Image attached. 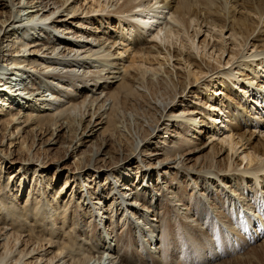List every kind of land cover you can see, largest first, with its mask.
<instances>
[{
	"label": "bare ground",
	"instance_id": "1",
	"mask_svg": "<svg viewBox=\"0 0 264 264\" xmlns=\"http://www.w3.org/2000/svg\"><path fill=\"white\" fill-rule=\"evenodd\" d=\"M25 1L0 0V264H127L129 253L120 254L124 239L113 236L117 216L109 211L113 205L118 206L123 219L130 221L127 225L132 236H140L143 242L142 234L150 233L149 244L145 246L149 254L147 261H152L158 236H153L154 230L146 226L154 219H136L142 204L132 194L134 189L129 188V180L139 173L149 189L160 187L168 177L176 184L181 181L180 175L192 181L200 179L192 177L197 173L204 174L202 180L219 182L222 190L233 191H228L229 194L251 190L264 199V137L252 131L254 128L261 133L264 124V0H92L87 3H93L88 9L86 0ZM112 7L113 10H108ZM24 14L25 21L21 19ZM31 28L40 29L32 41L30 38L34 36L28 35ZM115 33L117 36L113 37ZM144 36L149 38L143 39ZM184 41L189 44L188 52H184ZM126 55L132 56L128 67ZM174 58L183 61L189 70L184 78L176 72L174 82L180 90L165 100L157 86L165 77L153 80L146 75L150 72L159 75L164 70L170 75L167 79H172L174 73L166 66ZM131 68L135 71L131 72ZM10 80L17 83H9ZM216 81L219 88L211 91ZM248 84L256 86L248 89ZM148 98L156 105L153 125L133 134L131 122L128 125L124 119L137 112L142 104L151 106ZM76 113L80 118L75 119ZM179 126L194 129L196 137L181 139ZM222 129H229L225 137ZM67 135L71 139L64 143ZM30 136H33L32 145L27 142ZM257 138V146H253ZM6 140L10 146L19 142L14 145V148L18 145V150L5 148ZM35 143L40 150L54 151L51 147L59 144L62 149L66 144L69 148L61 161L47 163V156H36ZM71 145L75 149L70 150ZM240 149L245 151L241 152L244 153L241 160H237ZM75 152L83 158L77 172L63 166L68 155ZM244 163L246 166L240 169ZM103 178L104 183L100 184L98 180ZM59 180L62 182L54 187ZM71 182L86 188V194L84 190L74 193V189L69 193ZM249 184H252L250 190ZM198 191L194 189L187 197L195 198ZM113 193L115 198L105 203ZM250 193L242 196L246 207L250 206ZM185 198L169 201L171 209L181 213L182 220L188 223L192 216L193 223L213 220V214L209 215L212 209L204 206L203 198L196 202L193 199V205ZM80 200L85 206L88 201L91 203L88 208L98 220L96 242L101 239L104 244L101 256L96 259L93 255L79 254L86 246L77 252L57 241L38 237L24 224L23 219L45 222L46 214L55 209L59 212L54 217L64 220L70 206L77 213ZM189 206L193 208L192 216ZM248 225L250 229L255 227L253 219ZM260 228L255 227L253 239H246L247 246L264 238V224ZM199 236L203 235L196 237ZM217 240L226 253L236 244L231 240L224 243L229 240L221 237ZM260 245L264 247V242Z\"/></svg>",
	"mask_w": 264,
	"mask_h": 264
},
{
	"label": "rangeland",
	"instance_id": "2",
	"mask_svg": "<svg viewBox=\"0 0 264 264\" xmlns=\"http://www.w3.org/2000/svg\"><path fill=\"white\" fill-rule=\"evenodd\" d=\"M92 0H86V5L88 2H91ZM23 2L25 3L26 1L23 0ZM23 4V3H22ZM90 6H93V3H90L87 5V9L90 8ZM114 7L108 9V10H113ZM240 16V15H239ZM27 18V15L24 14L21 19L25 21V19ZM118 25L119 24H115ZM40 30V29H39ZM37 28V31H35V29H29L28 31V35L30 36H34V38H30V40H34L37 38V33L39 31ZM40 32V31H39ZM112 31H110L111 34ZM34 34V35H33ZM121 35V34H120ZM117 34L115 33L113 35V37H116ZM230 36V33H228V35L226 36L227 38ZM14 37V36H13ZM121 38V36L119 37ZM145 38H149V37H145ZM184 39V38H183ZM147 40V39H146ZM230 43V42H229ZM159 44V43H158ZM184 44L186 45V49L184 50V52H188L189 50V44L186 43V41H184ZM120 47V46H119ZM191 52V51H190ZM127 56V55H126ZM125 56V61H127V63L125 64L126 67L130 66V61L132 59V56ZM165 55H162L161 58L163 59V61H165L164 58ZM228 60V59H227ZM173 62V63H172ZM137 65H141V64H137ZM187 65H185V63L183 61H181L178 58H174L171 61V65L170 66H166V68H169V70H172L174 73L173 78L169 80V78L167 79V77L170 75H168V73H164V70L162 71L161 74L159 75H155V73L150 72L146 75V77L148 79H153L156 80L158 77L163 76L165 77V80L160 82V84H158L157 86L159 87L161 94L163 96V99L167 100V96L168 95H173V93L176 90H180L179 87H177L176 83L174 81L177 80V76H176V72L179 75V77H183L184 78V73H186L189 69H186ZM135 70L133 68H131V72H134ZM166 72L167 69H166ZM124 74V73H123ZM167 76V77H166ZM176 78V79H175ZM14 80V79H13ZM172 82V85H171ZM9 83H17L15 81L10 80ZM91 83V82H90ZM16 85V84H15ZM160 85V86H159ZM171 85V86H170ZM211 86H213V88L211 89V91H213L214 89L217 90L219 87V83L216 81L215 83H213ZM165 88V89H164ZM163 90V91H162ZM165 93V95H163ZM167 93V94H166ZM92 94V93H91ZM219 99V98H218ZM151 102V106H148L147 104H142L141 107H139L137 109V112H133V114L131 116H128L127 119H124L125 123H128L129 126H132V133L134 134L137 130H144V129H148L149 127H151L150 125L152 124V116L156 113L155 110V106L152 105L155 101H153V99H147ZM214 104H218L216 101L213 102ZM144 105V106H143ZM254 105V104H253ZM141 109V110H140ZM26 110V109H25ZM213 110V109H212ZM143 113V115H142ZM77 114V115H76ZM74 116L75 119L80 118V115L78 113H76ZM135 116V117H134ZM151 116V117H150ZM135 120H133L132 118ZM130 118V119H129ZM149 118V119H148ZM141 119L143 121H141ZM133 120V121H132ZM146 120V121H145ZM220 121V120H219ZM145 124H143V123ZM140 123V124H139ZM150 124V125H149ZM144 125V126H143ZM221 126H223L221 124ZM182 127V128H181ZM187 128V129H186ZM254 129V128H253ZM252 131L256 132L255 134L261 137H264V134L262 132H264V126L263 128H261V133H259L258 130L254 129ZM9 130L12 131V126L9 127ZM136 130V131H135ZM256 130V131H255ZM179 132L181 133V136H183L181 139H187V140H191L194 139L196 137V133L194 129H189L187 126H179ZM216 134V133H215ZM217 135V134H216ZM68 137L63 139L64 143H69L68 140L71 139L69 137V135H67ZM226 135H224L223 137H225ZM1 133H0V140H1ZM136 137V136H135ZM189 137V138H187ZM193 137V138H192ZM41 140V139H40ZM27 142H29L30 145H32L31 143L33 142V136L29 137V139L27 140ZM209 142V141H208ZM19 142H16L15 144H18ZM218 143V139L216 140V142L214 143V145ZM258 143V138L256 140H253V146H257L256 144ZM10 146V143H8V140L5 141V148H10V150L14 151V150H18V145L16 148H14V145ZM10 146V147H8ZM37 143H35L34 148H35V154L37 157H41V158H45L47 156L48 159H46L47 163L50 162H57V161H61L64 157H65V153L66 150L69 148V145L66 144L65 149L60 148V144L58 146L55 147H51V149H55L54 151H48L47 149L49 148H45L44 150H40V146H37ZM72 147V148H71ZM70 150H73L75 148L74 145H71ZM33 148V149H34ZM45 151H48L47 153H45ZM244 149H240L239 153L240 156H238L237 160H241V157L244 153ZM25 152L23 153V156L25 155ZM21 153V152H20ZM227 154H229L228 152L222 157L225 158L227 156ZM18 155V153H17ZM27 155V154H26ZM45 156V157H44ZM65 164H63V166H69L70 168H74L77 172V168L83 165V158L80 157V155H77V152H75L74 154H72V156L67 157V159L65 160ZM117 162V161H115ZM208 162H210V160H208ZM207 162V163H208ZM114 165V163L112 164ZM246 166V164L244 163L240 169H244V167ZM5 168V166L3 167ZM5 171V170H4ZM5 173V172H4ZM264 174V173H263ZM72 175V174H71ZM204 174H197L192 176V177H199L200 179H195L193 178V181L191 178H189L191 180L188 179L187 176H179V179L181 180L180 183L176 184L175 182H172L170 177H168V180L166 183H162L160 187L154 189V188H147L148 186L146 185V179L144 180L141 173H139L138 176H133V179L129 180V188L130 189H134V191L132 192V194H135V197L137 199H139L141 201L142 204V208H144V210L142 208H137L139 210V215H137L136 219H138L139 221H148L149 219H154V221L151 222L150 225H147L146 228H148V230H154L153 232V236H158V240L157 242H155V244H157V250L154 252L155 254L152 257V261H147V257H148V252L146 250V246L147 244H149L148 241V235L150 233L146 232V234H142V238H143V242L140 239V236L137 237L136 236H132L129 227L130 225H127L130 223L129 220H125L121 217L122 213L121 211L118 210V206L113 205V207H109L111 206V203H107L108 207L110 208V212H113V214L111 213L112 216L115 217L116 216V221H115V225H114V234L117 237H120L122 240L121 242V246H122V252L120 253L122 256V253L124 254L125 252L129 253V259L127 262V264H132L133 262L136 264H147L149 262V264H153L156 262H159L161 264H224V263H228L229 264H264V247L260 245V243L264 242V238L262 237L261 240L256 241L255 243H253L251 246H247L246 245V239L249 238H254V232H255V227L259 230H261L262 228H260V225L264 224V199L263 197H261V195L254 193L250 190V186L252 187V184H249V190L247 191L242 189L240 192H236V194H232V193H228V191L231 190H222V187L220 188L219 182H215L212 181L213 183H210L209 180L207 181L205 179L202 180ZM67 173H65V175L62 177L63 178V182L64 179H66ZM264 176V175H263ZM7 177V176H6ZM182 179H181V178ZM187 177V178H186ZM264 178V177H263ZM156 181L157 179H153V181ZM197 180V181H196ZM100 182V184L104 183V178L101 180H98ZM207 181V182H206ZM60 182H62V180L57 181V183L55 184L54 187H56L58 185V183L60 184ZM260 182H262V179H260ZM136 183V184H135ZM189 183V184H188ZM195 183V184H194ZM197 183V185H196ZM208 183V184H207ZM174 184V185H172ZM188 184V185H187ZM201 184V185H200ZM211 184V185H210ZM71 188L68 190V192H72V189H74V193L80 194L82 192V190H86V188H80L75 186L72 182L70 183ZM187 185V186H186ZM194 185V186H193ZM206 185V186H205ZM210 185V186H209ZM218 185V187H217ZM180 186L182 188H180ZM186 186V187H185ZM189 186V187H188ZM199 186V187H197ZM208 186V187H207ZM256 186L260 189V186H258V184H256ZM177 187V188H176ZM194 187V188H193ZM201 187V188H200ZM206 187V189H205ZM176 188V189H175ZM193 188V189H191ZM198 189L200 191H198V197L195 196V202L197 200L201 201L202 199V203L204 202V206L206 208L212 209V213H210L209 215L211 216L213 214V217L211 219L213 220H203V221H196L194 223H196L194 225V223L192 222L195 217L192 216L193 214H191L192 209L191 206H189V211L191 214V219L188 220V223L185 222L186 220L183 219L182 220V216L181 213L178 214L177 212H174L171 207L169 206V201L170 200H174V202H176L178 199H182L183 197H186L185 200H189L190 203L189 205L192 204V197L187 195H190L194 189ZM209 188V189H208ZM213 188V189H212ZM106 189V188H105ZM137 189V191H136ZM187 190L186 192L183 190ZM111 186L108 187V193H110L111 191ZM156 190V191H154ZM203 190V191H202ZM207 190V191H206ZM213 190V191H212ZM209 191V192H208ZM141 192V193H140ZM185 192V193H184ZM197 192V191H196ZM215 192V193H214ZM233 192V191H231ZM250 193V197H248L249 199V203L250 206L246 207L244 203V198L242 196H247L248 193ZM107 192H105V196H107L108 194ZM189 193V194H188ZM241 193L243 195H241ZM26 194V193H25ZM86 194V191H85ZM139 194V195H138ZM167 194V195H166ZM178 194V195H177ZM180 194V195H179ZM181 194H184V196L182 197ZM201 194V195H200ZM206 194V195H204ZM247 194V195H246ZM258 196H255V195ZM200 195V196H199ZM204 195V196H203ZM232 195V196H231ZM241 197H240V196ZM140 196V198H139ZM159 196V197H158ZM174 196V197H173ZM178 196V197H175ZM193 196V197H194ZM236 196V197H235ZM113 197L115 198V193H113L108 199L106 198L104 200V202L106 203V200L110 201L113 200ZM145 197V198H144ZM156 197V198H155ZM171 197V198H169ZM180 197V198H179ZM223 197V198H222ZM235 197V198H233ZM159 198V199H158ZM216 198V199H215ZM23 199V197H22ZM78 198H76L74 201H77ZM144 199V200H142ZM153 199V200H152ZM192 199V200H191ZM239 199V200H238ZM241 199V200H240ZM243 199V200H242ZM152 200V202H151ZM184 200V201H185ZM81 202H79V209H77V213L75 210V207H69V209L67 210V217L64 219L66 221H64L62 218H55L58 217V210L55 209V211L53 213H48L45 216V222L42 223H36V222H32V221H27L25 219L24 220V224L25 226L28 228L29 231H32L33 233H35L36 235L38 234V237H42L46 240L50 239L51 241H57L58 243L64 244L67 247H70L72 249H74L75 251H79L81 250L82 246H86L84 247L85 249H82L81 251H79V254L82 256H88V257H92L94 259L99 258L101 256V253L103 252V250H101L103 248V242L98 241V243L96 242L99 239V229H97L98 227V220L95 219V216H93V213H91L90 209L88 208L89 205H91V203L88 201V206H85V204L83 203V200H80ZM158 201V202H157ZM164 201V202H163ZM183 201V200H182ZM207 203H206V202ZM235 201V202H234ZM193 201V204L195 203ZM217 202V203H215ZM220 202V203H219ZM232 202V203H231ZM240 202V203H239ZM114 203V202H113ZM117 203V202H116ZM84 204V206H83ZM110 204V205H109ZM151 204V205H150ZM192 204V205H193ZM213 204V205H212ZM243 204V205H241ZM153 205V206H152ZM159 205V206H158ZM163 205V207H162ZM245 206V207H244ZM117 207V208H116ZM166 207V208H165ZM224 207V208H223ZM46 208V207H45ZM71 208V209H70ZM216 208V209H215ZM230 208V209H229ZM248 208H250L248 210ZM82 211H81V210ZM142 209V210H141ZM191 209V210H190ZM89 210V211H88ZM113 210V211H112ZM232 210V211H231ZM119 211V212H118ZM214 211V212H213ZM220 211V212H219ZM222 211L225 213H222ZM47 212H49V210L47 209ZM87 212L90 214H87ZM217 212V214H216ZM233 212V213H232ZM247 212V214H246ZM76 213V215H75ZM155 213V214H154ZM69 214V215H68ZM73 214V216H72ZM230 214V215H229ZM250 214V215H249ZM78 215V216H77ZM120 215V216H119ZM156 215V216H155ZM55 216V217H54ZM77 216V218H76ZM89 216H90V220H89ZM221 216V217H220ZM247 216V217H246ZM250 216V217H249ZM49 217V218H48ZM52 217V218H51ZM71 217V218H70ZM80 217V218H79ZM140 217V218H139ZM157 217V218H156ZM226 217V218H225ZM252 217V218H251ZM254 217V218H253ZM73 218H76L75 220L79 221V222H75V220ZM88 218V219H87ZM93 218V219H92ZM148 218V219H146ZM184 218V217H183ZM245 218V219H244ZM69 219H71V222H75V223H71L69 221ZM121 219V220H120ZM156 219V221H155ZM220 219V221H219ZM250 219H253L254 223H255V227H253V229L249 228L248 223L250 222ZM59 220V221H58ZM83 220V221H81ZM118 220H120L118 222ZM217 222H215V221ZM95 221V222H94ZM145 221V223H146ZM191 221V223L189 222ZM205 221V222H204ZM214 221V222H213ZM248 221V222H247ZM263 223H262V222ZM66 222V223H65ZM86 222V225H85ZM118 222V224H117ZM197 222L200 223L199 227L197 224ZM246 222V223H245ZM63 223V224H62ZM89 223V224H88ZM96 223V224H95ZM177 223V224H176ZM184 223V224H183ZM187 223V224H186ZM211 223V224H209ZM214 223V226H213ZM218 223V225L216 224ZM30 224V225H29ZM53 224V225H52ZM72 224V225H69ZM155 224V225H152ZM239 224V225H238ZM242 224V225H241ZM32 225V226H31ZM35 225V226H34ZM55 225V227H54ZM66 225V226H65ZM69 225V226H68ZM187 227H185V226ZM194 225V227H193ZM220 225V226H219ZM230 225V226H229ZM4 226V225H3ZM51 226V227H50ZM86 226V228H85ZM118 226V227H117ZM122 228H121V227ZM198 228H196V227ZM213 226V227H212ZM225 226V228H224ZM245 226V227H244ZM6 227V226H5ZM81 227V228H80ZM84 229H83V228ZM153 227V228H152ZM240 227V229H239ZM35 228V230H34ZM53 228V230H52ZM59 228L60 230L58 232H55V229ZM99 228V227H98ZM112 228V229H113ZM119 228V229H117ZM160 228V229H159ZM170 228V230H169ZM214 228V230H213ZM92 229V232H90ZM162 229V230H161ZM167 229V230H166ZM210 229V230H209ZM218 229V233L216 232ZM243 229V230H242ZM49 230V231H48ZM69 230V231H68ZM84 230V231H83ZM119 232H118V231ZM198 232H197V231ZM205 233H203L202 231ZM205 230V231H204ZM213 230V231H211ZM231 230V231H230ZM235 230V231H234ZM247 230V231H246ZM40 231V232H38ZM123 231V232H122ZM125 231V232H124ZM171 231V232H169ZM180 231V232H178ZM196 231V232H195ZM222 231V232H221ZM244 231V232H243ZM253 231V232H252ZM43 232V233H42ZM45 232V233H44ZM78 232V233H77ZM95 232V233H94ZM174 234H173V233ZM201 232V233H199ZM209 232V233H208ZM237 232V233H236ZM243 235H241L242 233ZM251 232V233H250ZM53 233V235H52ZM67 233V234H66ZM118 233V236H117ZM121 235H120V234ZM124 233V234H122ZM145 233V232H144ZM160 233V234H159ZM199 233V234H196ZM207 233V234H206ZM215 233V234H214ZM250 233V234H249ZM92 234V235H91ZM98 234V235H97ZM171 234V235H169ZM179 234V236H178ZM191 234V235H190ZM214 234V235H213ZM219 234V235H218ZM42 235V236H39ZM58 235V236H57ZM92 237H91V236ZM120 235V236H119ZM162 235V236H161ZM165 235V236H164ZM198 235H203L202 238L199 239ZM205 235V237H204ZM236 235V236H235ZM47 236V237H46ZM50 236V237H49ZM55 236V237H54ZM96 236V237H95ZM124 236V237H123ZM177 236V237H176ZM183 236V237H182ZM208 236V237H207ZM215 236V238H214ZM244 236V237H243ZM252 236V237H250ZM78 237V238H76ZM82 237V238H80ZM137 237V238H136ZM169 237V238H168ZM182 237V238H181ZM187 237V238H186ZM220 237L225 241L226 239L229 241H225L224 243H228L230 242H234V246L230 249H227V253L224 249H222L219 246L218 243V238L220 239ZM230 237V239H229ZM237 237V238H236ZM94 241H92L93 239ZM96 238V240H95ZM98 238V239H97ZM133 238V239H132ZM136 238V239H135ZM166 238V239H165ZM190 238V239H188ZM204 238V239H203ZM226 238V239H225ZM89 239V240H88ZM147 239V241H146ZM163 239V240H162ZM170 239V240H169ZM188 239V240H187ZM209 239V240H208ZM212 239V240H211ZM240 239V240H239ZM49 240V241H50ZM87 240V241H86ZM203 240V241H202ZM235 240V241H234ZM146 241V242H145ZM164 242L163 244L161 243ZM171 241V242H170ZM174 241V242H173ZM178 241V242H177ZM187 241V242H186ZM237 241V242H236ZM83 242V243H82ZM93 242V243H92ZM97 245H96V243ZM242 242L244 245H242ZM245 242V243H244ZM126 245H124V244ZM144 243V244H143ZM182 243H184L185 245H183ZM198 245H197V244ZM218 243V244H217ZM83 244V245H82ZM92 244V245H91ZM94 245V247H92ZM135 244V246H134ZM141 244V245H140ZM159 244V245H158ZM180 244V246H179ZM240 244V245H239ZM99 245V246H98ZM165 245V246H164ZM167 245V246H166ZM192 245V246H191ZM226 245V244H225ZM260 245V246H259ZM87 246H89L87 248ZM182 246V247H181ZM246 246V247H245ZM96 247V248H95ZM141 247V248H140ZM219 247V248H218ZM137 248V249H136ZM221 248V249H220ZM97 249V250H95ZM125 249H128L125 251ZM131 249V250H130ZM135 249V250H134ZM140 249V250H138ZM160 251H159V250ZM196 249V250H195ZM213 249V250H212ZM220 251H219V250ZM99 250V251H98ZM134 250V251H133ZM137 250V251H136ZM145 250V251H143ZM85 251H90L91 253L87 252L85 253ZM95 251V252H94ZM102 251V252H101ZM182 251V252H181ZM185 251V254L183 253ZM200 251V252H199ZM202 251V252H201ZM206 251V252H205ZM222 251V252H221ZM230 251V252H229ZM98 252V253H97ZM132 252V253H130ZM140 252V253H139ZM187 252V253H186ZM189 252V253H188ZM209 252V253H208ZM212 252V253H211ZM179 253V254H178ZM219 253V254H218ZM90 254V256H89ZM133 254V256H132ZM173 256H172V255ZM201 254V255H200ZM213 254V257L211 256ZM224 254V255H223ZM95 255V256H94ZM96 255H98L96 257ZM175 255V256H174ZM185 255V256H184ZM188 255V256H187ZM207 255V256H205ZM216 255V256H215ZM223 255V256H221ZM226 255V256H225ZM228 255V256H227ZM144 256V257H143ZM190 256V257H189ZM192 256V257H191ZM160 257V258H159ZM188 257L190 259H188ZM207 259L204 260V258ZM202 258V259H201ZM226 258V259H224ZM133 259H135L133 261ZM155 259V260H154ZM161 259V260H160ZM186 259V260H185ZM188 259V260H187ZM218 259V260H217ZM185 260V262H184ZM199 260V261H198ZM223 260V261H222ZM229 260V261H228ZM146 261V262H143ZM161 261V262H160ZM190 261V262H189ZM204 261V262H203ZM206 261V262H205ZM227 261V262H225ZM153 262V263H152ZM196 262V263H195ZM200 262V263H199ZM202 262V263H201ZM156 263V264H159Z\"/></svg>",
	"mask_w": 264,
	"mask_h": 264
}]
</instances>
